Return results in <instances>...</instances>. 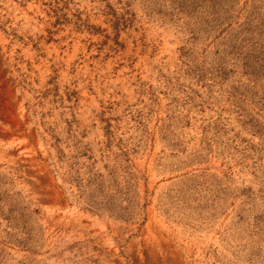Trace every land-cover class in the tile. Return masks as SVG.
<instances>
[{
    "label": "rangeland",
    "instance_id": "374dc122",
    "mask_svg": "<svg viewBox=\"0 0 264 264\" xmlns=\"http://www.w3.org/2000/svg\"><path fill=\"white\" fill-rule=\"evenodd\" d=\"M0 264H264V0H0Z\"/></svg>",
    "mask_w": 264,
    "mask_h": 264
}]
</instances>
